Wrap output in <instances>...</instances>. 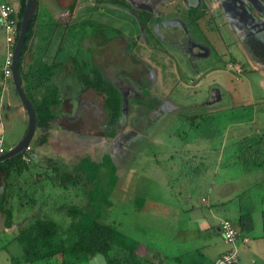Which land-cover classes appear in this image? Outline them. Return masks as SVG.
I'll list each match as a JSON object with an SVG mask.
<instances>
[{
	"label": "rangeland",
	"instance_id": "obj_1",
	"mask_svg": "<svg viewBox=\"0 0 264 264\" xmlns=\"http://www.w3.org/2000/svg\"><path fill=\"white\" fill-rule=\"evenodd\" d=\"M7 1L9 0H0V4ZM58 1L65 6L68 0H39L37 14L39 25L48 28V24L52 21L49 8L53 13L58 11L60 8ZM70 6L71 2L67 8L60 9L65 11ZM70 13L67 12L66 16ZM69 19L73 24L72 16ZM181 19L187 21L185 18ZM126 23L128 26L125 27L124 33L140 38L135 40L134 51L130 50L132 53L130 60L123 59L122 55L119 56L115 50L110 49V60L109 57L103 59L97 57L95 64L100 66L108 77L115 78L120 75L124 82H128L124 85H131L130 80L134 83L138 82L136 83L139 87L138 93L145 97V101L129 105L128 102L126 103L128 97L124 98L125 111L122 120L117 126L115 136L108 137L106 116L102 109L103 96L88 90H78V80L71 65V55L73 52L77 53L76 46H65L64 42L66 49L61 58L63 62L61 71L58 72L63 77L62 81L64 80V104L50 129V140L53 144L38 147L36 138L39 136V130H36L31 143L32 148L34 147L33 152L31 157H27L29 170L20 177L14 174L10 177L12 190L15 188V193L19 195L17 188H23V194L26 193L27 196L21 197L26 203L30 202L32 196L38 198V202L39 200L41 202L38 211L42 208V202L47 199L50 208L79 204L83 199L80 193L74 192L73 188L65 190L54 185L47 176L45 158H58L61 162L65 160L72 165L79 161L97 162L103 155L108 154L118 169L119 180L110 196L112 204L103 207L99 221L121 228L137 241L151 242L153 245L149 247L160 253L164 250L172 254H187L189 248L195 247L196 241L198 245L203 246L206 239L210 240L209 244L212 248L231 246L226 242L222 232L220 234L215 228L210 230L211 237L203 234L200 239L188 241V236L180 229L181 223H174L170 219L154 221L155 232L150 234L152 236L149 233L143 234L140 227L135 228L133 225V221H137L138 217L131 212V208L124 207L121 203L127 193V189L123 186L129 183L146 186V184L153 185L154 181L157 182L156 186L161 189L158 192L160 200L177 202L178 216L188 219L189 199L193 205H200L202 211L209 214L200 204L202 198L208 201L213 199L210 198L208 185L209 187L212 186L211 184L223 185V182L228 180L240 190L234 191L236 198L228 203L227 207L235 208L239 202H242L246 205L244 211H251L254 230L249 236L251 245L258 246L253 251L247 248L241 249L237 263L264 264V217L261 215L264 213V165H261L264 162V74L253 70L252 65L246 62L247 57L238 44V39L226 28L210 30L200 26L190 27L192 38L208 47L210 53L204 57H191L187 60L179 49H174L165 43L159 45L157 42V44L150 33L141 31L134 23V19L127 17ZM53 27L56 26L51 28ZM45 29L40 26L39 35ZM54 30L55 33L52 32L51 37L52 52L61 43L64 29L56 27ZM88 30V27L83 28L77 40L78 44L84 39L86 41L91 39L93 33ZM3 40L7 43L5 31L0 30V43H3ZM118 43L122 44V41L119 40ZM197 51L198 49L195 48L192 54H198ZM0 52L3 57L4 54L6 56L5 46ZM36 52L39 56L43 54L42 49H36ZM67 52L69 53L66 54ZM132 58L137 62V70H134L136 64L133 63ZM108 63L112 72L108 70ZM234 65L242 67L240 72ZM113 81L118 85L119 79ZM216 89L220 90L218 103L211 102L212 94ZM16 99L17 103L21 104L18 96ZM138 99L142 97L138 95ZM164 102L173 105V110L165 111ZM151 104L156 105V109H151L149 107ZM159 108L163 110L164 115L152 120L160 113ZM192 115H200L202 118L198 119L197 124H193L188 120V116ZM27 126V114L24 120L14 115L8 120L6 129L2 132L7 150L14 146ZM131 130L138 132V137L135 140L133 138L132 142L124 139L125 133ZM245 138L246 143H242ZM248 145L256 151L241 153V150H244L241 148ZM259 149L261 153L258 152ZM220 151H224V154L217 159ZM202 157L205 159H201ZM122 167L130 172L129 175H122ZM100 177L107 191L109 187L106 186L107 171L102 170ZM26 206L28 212L33 211V217L38 214L35 213L37 211L35 206L30 204ZM199 210L201 212V209ZM216 216L214 225L219 220L225 219L237 225V218L232 217V213L228 215L220 209ZM52 217L56 220L63 219L64 214L58 213ZM10 239L8 240L11 241ZM8 240L0 237V252L9 245ZM10 243L13 245L8 247L6 253L0 254V264H6L10 253L13 259L22 253V247L17 241ZM51 263L58 262L53 260ZM183 264H186L185 260Z\"/></svg>",
	"mask_w": 264,
	"mask_h": 264
},
{
	"label": "trees",
	"instance_id": "obj_2",
	"mask_svg": "<svg viewBox=\"0 0 264 264\" xmlns=\"http://www.w3.org/2000/svg\"><path fill=\"white\" fill-rule=\"evenodd\" d=\"M24 7L25 0H22L18 13V27ZM40 26L46 29L39 35L38 29ZM52 26L62 27L63 29L61 24L58 25L52 21L48 24V28L39 25L37 17L30 23L19 65L25 94L36 113L37 130H39V136L36 138L38 147L48 144L52 123L60 113L63 102L60 89L54 84V78L60 67L62 54L65 53V46H76L75 39L78 36V32L73 28L64 29L61 43L55 49L56 54L52 61H48L44 58L47 55L48 46H52V32L55 33L54 28H56H51ZM69 37L71 40L68 39ZM35 39L40 42L39 45H41V42L45 44V48H40L42 49L43 58L39 56V59L34 62V66L32 65L26 71L23 64ZM75 51L77 53L74 54L72 50L71 63L77 80L83 86L91 88L103 96V106L107 115L106 135L113 138L122 117L123 94L113 82L104 77L100 68L92 66L91 59L87 54L84 55L77 49ZM2 75L4 76L3 73ZM199 118L200 115L188 116V120L193 124H197ZM30 147V151H25L22 155L0 163V170L4 173L6 182L13 174L20 177L29 170L28 161L24 157H31L34 147L32 148L31 145ZM255 151L248 145L245 147L244 152L254 153ZM258 152L261 153L260 149ZM261 165H264V162ZM45 168L47 169V176L54 185L63 187L65 190L73 188L74 192L80 193L81 195H79L83 199L79 204H65L51 208L48 199V202L44 200L40 209L41 212L39 211L27 226L20 228L15 240L22 247V255L16 259L14 258L12 260L13 264H53L51 263L53 260L58 262L57 264H88L98 255L104 256L107 264H150L142 256L141 246H151V242L137 241L127 235L121 228L99 221L103 207L110 206L111 193L119 180L117 167L110 155H103L101 160L97 162L93 160L79 161L72 165L65 160L61 162L58 158L48 157L45 158ZM102 170H106L108 174L106 186L109 187L107 191L104 187L105 184L103 185L101 182L100 173ZM50 172L53 175H50ZM10 186L11 184L8 183V186L5 187L4 202L8 196L6 190ZM32 199L34 203L38 201L36 197ZM49 209H51V213H49ZM2 210L5 215V227H12L14 209L4 204ZM58 213L64 214V218L56 220L52 217V215H58ZM236 223L239 229V237H244V235L254 230V220L251 212L241 214Z\"/></svg>",
	"mask_w": 264,
	"mask_h": 264
},
{
	"label": "flooded vegetation",
	"instance_id": "obj_3",
	"mask_svg": "<svg viewBox=\"0 0 264 264\" xmlns=\"http://www.w3.org/2000/svg\"><path fill=\"white\" fill-rule=\"evenodd\" d=\"M69 1L71 6L65 11L61 10L60 8L68 7ZM59 4L58 12L63 18L61 23L63 29L73 28L78 32L76 49L82 54H87L91 59L92 66L98 68L100 66L95 64V59L109 57L110 60L109 50L119 40L128 44L129 48L123 49L122 57L130 60L132 56L130 50L134 51L135 40H140L136 35L130 36L124 33L125 27L128 26L127 17H130L134 19V23L140 27L142 32L150 33L156 43L158 42L159 45L165 43L174 49H179L185 54L187 60L191 57H199L200 53L192 54L195 48L204 50L205 56L210 53L208 47L192 38L189 32L190 27L199 28L200 26L210 30L226 28L238 39L237 42L247 57L246 62L253 67L257 66L255 70L258 72H264V0H68L65 6L60 2ZM67 12H71L69 16H66ZM71 16L74 19L73 24L69 19ZM84 18L85 20H83ZM181 18H185L187 21ZM84 27H88V31H92L91 34H93L90 40L84 39L78 44V37L82 34ZM89 44H91L90 47ZM160 51L162 52V48ZM135 56L139 59L137 55ZM200 57H204V55ZM132 60L136 64L134 70H137V62L133 58ZM109 63L108 70H110ZM240 68L242 69V67ZM100 69L104 77L120 89L123 99L128 97L126 103L132 105L145 101V97L138 93L139 87L136 84L138 82L134 83L130 80L131 85H124L128 82H124L120 75L115 78L108 77L104 70ZM110 71L112 72V70ZM113 79H119L118 85ZM77 82L79 91L82 89L99 94L93 89L83 86L80 81ZM121 84L123 85L120 86ZM138 95L142 99H138ZM151 105L149 106L151 109H156V105ZM124 107L123 111H125ZM163 108L166 109L165 111H171L173 105L164 102ZM102 109L104 110L103 103ZM158 111L160 113L156 114L157 117L152 120L158 119L164 113L160 108ZM105 116H107L106 112ZM137 135V131L131 130L125 133L124 139L132 142L133 138L135 140L138 137Z\"/></svg>",
	"mask_w": 264,
	"mask_h": 264
},
{
	"label": "crops",
	"instance_id": "obj_4",
	"mask_svg": "<svg viewBox=\"0 0 264 264\" xmlns=\"http://www.w3.org/2000/svg\"><path fill=\"white\" fill-rule=\"evenodd\" d=\"M7 2L10 4H13L19 13V10L22 5V0H16V2H12V0H9ZM49 12L51 13V16H52V22L58 25H60L63 22V18L58 17V14H59L58 11H55L53 13L51 12V8H49ZM0 30L3 31L1 24H0ZM39 44L40 42L37 41L36 39L31 44V50L27 54L24 64H23L26 71L32 65L34 66V62L37 59H39V54L37 55L36 49L45 48L44 43L41 42V47ZM4 46H5V53H6L7 43L6 41L4 42L3 40V43H0V49L3 48ZM48 47L49 48L46 52L47 55L44 59L48 61H52L56 52L55 51L52 52V46H48ZM126 48H129V46L128 44H125V43H122V44L115 43L111 47V49L115 50L117 54H119V56H121L124 52L121 50L123 49L126 50ZM203 51L204 50L198 49L197 53H200L198 54L199 55L198 58H200V56L202 55L205 56V54H203L205 52ZM4 58H5V54L3 57L2 53L0 52V134L4 132V129H6V123L8 122V120H11V117L13 115L19 118L20 120H24L25 114H27L22 103L21 104L17 103L16 96L18 95L16 94V90L12 82V78L11 79L6 78L2 75L3 73L2 66L4 63ZM40 58H43V57L41 56ZM62 64L63 62L60 59V67L55 75L54 84H56V86H58L60 89L61 99L63 102L62 105H63L64 104L63 97L65 94V87H64V82H63L64 80L62 81L63 77H61L58 74V72L61 71ZM71 65L73 67L72 63ZM252 68L255 70L257 66H254V67L252 66ZM262 73L264 74V72ZM213 93H215V96L214 98H212L213 97V94H212V97H211L212 102L216 101L218 103L219 101H217V98L220 95V90L216 89ZM163 115L164 113L161 116ZM21 126L23 127V125ZM26 131H27V128L25 129L24 133L22 132L23 134H20V138H17L16 143H14V146L17 145L22 140V138L26 134ZM245 141H246V138L242 143H244ZM50 143L53 144V141L49 139V142L46 145H49ZM241 149H244V150H241L242 151L241 153H243L245 151V147ZM223 154H224V151L223 152L220 151L217 159H220V157H222ZM201 159H205V158L202 157ZM117 172H118V169H117ZM129 173L130 172L128 170H125L124 167H122V175L124 176L129 175ZM10 182H12L11 179H9L8 182L5 181V175L0 170V237H3L6 240L12 238L10 240L11 241L14 240V242H16L15 239L19 234L20 228L23 226H26L30 221L34 219V217L32 216L33 211L31 212L30 210V212H28L26 205L30 204L33 207L35 206V208H37V211L35 213H38L39 203L41 204V202L39 200V202L37 201L36 203H34L32 198L35 196H32L30 198V202L26 203V201H24L21 197L23 195L24 197L27 196L26 193L23 194V188H20V187L17 188V190L20 192V194L17 195L14 191L15 188H13L12 190V185L8 187V189L6 190L8 193V196H7V200H5L4 202L5 187L8 186V183ZM156 183L157 182L154 181L153 185L146 184V186L145 185L135 186V184L129 183L123 186V188L127 189L126 190L127 193L125 194V197H123V199L121 200V203L122 205H124V207L131 208V212L138 217V219H136L137 221H133V225L135 228L140 227V231L143 234L149 233L150 235L153 232H155L154 221H158L160 219L161 220L170 219L174 223L175 222L181 223L182 225L180 226L181 231L184 233V235L188 236V241L193 242L195 239H200L199 237H203V234L210 235L211 237L210 230L212 228H215L217 232L221 234V230H220L221 221L219 220L217 224L215 225L213 224V221H215L217 218L216 214L219 212L220 209L224 210L225 213L228 215L232 213V217H236L237 219L239 218L241 214L251 212L250 210H246V212L244 211L246 208V205H243L242 202H239L238 206H236L235 208L227 207L229 206L228 203H231V201L236 198V196L233 193L235 190L238 191L239 188L236 187L232 182L229 183L228 180H225L223 182V185L222 183L211 184L212 186L210 187L208 185V191L209 193H211L210 198H213V199L211 201H208V199L202 198V200L200 201V204H202L204 209L208 210L209 214L202 211V208L200 207V205L198 206L193 205L191 203V199H189L188 200V219L180 218L178 216V211H177L178 203L176 201H175L176 203H174L170 200L161 201L159 198V194H158V192L161 189L160 187L156 186ZM14 185L15 184H13V186ZM136 188L137 190H135ZM130 189H131V192H130ZM17 200H18V203H17ZM4 204L5 206H11L14 209L13 210L14 211L13 225L10 228L5 227V215L2 210ZM111 204L112 202L110 201V206ZM199 209H201V212H199L200 211ZM261 215L264 217V213H261ZM225 218H228V217H225ZM249 235L250 233H247L246 235H244V237L249 239L247 243L242 242L243 237H241V239L238 241L237 244H238V247L240 248L239 251H241V249L243 248H247V250L249 251H253L255 248H258L257 245L256 247L254 245H251V239ZM153 236L155 237V235ZM11 241H9V245L3 248L1 252L7 251L8 247L13 245L10 243ZM141 241H144V240H141ZM196 242L197 244L195 245V247L189 248L187 254L186 253L172 254L167 251L165 252L164 250L163 252L160 253L154 250L153 248H150L149 246L144 245V246H141L142 256H144L150 264H183L184 260L186 261V264H214L215 260H217L223 253L227 252L231 248L229 246L227 248L225 246H219V247L212 248L209 244L210 240L208 239H206V242L203 246L198 245V241ZM152 245L153 244H151V246ZM12 260L13 258L10 253V258L6 260V264H13ZM89 264H107V261L104 256L98 255L94 259H92L89 262Z\"/></svg>",
	"mask_w": 264,
	"mask_h": 264
},
{
	"label": "built area",
	"instance_id": "obj_5",
	"mask_svg": "<svg viewBox=\"0 0 264 264\" xmlns=\"http://www.w3.org/2000/svg\"><path fill=\"white\" fill-rule=\"evenodd\" d=\"M18 11L13 4L10 3H1L0 4V24L2 30L6 33L7 40V51L6 56L3 63V74L6 78H12L13 69V55L15 50V44L19 33L18 27ZM236 70L240 72V68L238 65H234ZM230 67L232 65L230 64ZM31 147L29 146L26 151H30ZM7 152V149L4 145V137L0 134V156ZM26 161H28L27 157H24ZM220 230L224 235V238L227 243L230 244L231 248L227 252L223 253L217 260H215L214 264H236L239 259V249H238V241L241 239L239 237V229L235 223L229 220H222L220 223ZM249 240L246 237L242 238L243 243H247Z\"/></svg>",
	"mask_w": 264,
	"mask_h": 264
},
{
	"label": "water",
	"instance_id": "obj_6",
	"mask_svg": "<svg viewBox=\"0 0 264 264\" xmlns=\"http://www.w3.org/2000/svg\"><path fill=\"white\" fill-rule=\"evenodd\" d=\"M38 11H39V0H25V7L23 10V14L20 18L19 33L15 44L13 63H12V69H13L12 82L14 84L18 98L20 99L22 105L24 106L28 116L27 131L25 136L17 145L10 148L6 153L0 156V163H4L16 156L24 154L26 149L31 145L37 130L36 113L32 103L25 94L21 79V74L19 70V65L21 61L23 46L25 44V40L28 34L29 25L32 21L36 19ZM214 96L215 93H213L212 98H214Z\"/></svg>",
	"mask_w": 264,
	"mask_h": 264
},
{
	"label": "clouds",
	"instance_id": "obj_7",
	"mask_svg": "<svg viewBox=\"0 0 264 264\" xmlns=\"http://www.w3.org/2000/svg\"><path fill=\"white\" fill-rule=\"evenodd\" d=\"M17 41V40H16ZM8 151V150H7Z\"/></svg>",
	"mask_w": 264,
	"mask_h": 264
}]
</instances>
